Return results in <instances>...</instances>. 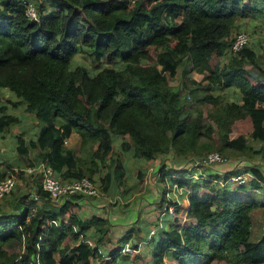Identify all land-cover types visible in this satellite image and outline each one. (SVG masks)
<instances>
[{
  "label": "trees",
  "instance_id": "obj_1",
  "mask_svg": "<svg viewBox=\"0 0 264 264\" xmlns=\"http://www.w3.org/2000/svg\"><path fill=\"white\" fill-rule=\"evenodd\" d=\"M41 1L33 0L37 17L30 18L24 0H0V88L12 91L42 124L30 144L39 150L38 158L67 180L92 178L115 150L121 173L122 153L130 150L146 161L172 154L179 162L194 155L191 166L163 164L160 170L161 199L174 210L168 226L151 236V264H165L170 253L176 264H264V232L252 239L253 211L261 203L250 198L264 191V174L254 166H234L194 177L193 167L212 151H246L249 138L264 142L259 41L251 38L240 51H230L235 33L249 31L241 22L255 15L264 22V0ZM85 48L92 66L99 67L94 73L75 61ZM161 50L178 61L186 55L184 73L189 63L202 75L204 102L221 110H209L207 125L190 119L192 111L202 112L182 94V84L169 80L172 63L165 61L161 68L156 64ZM119 61V68L100 67ZM212 84L232 88L242 98L221 101L208 92ZM0 110L2 130L12 117ZM72 131L80 137L79 153L64 144ZM18 140L17 147L26 152L24 139ZM263 151L264 144L255 150ZM14 172L21 176L24 170ZM238 174L250 177L238 183L232 179ZM170 175L173 185L193 190L184 205L188 220H179L183 207L178 201L165 198ZM111 179L110 171L105 172L104 189ZM38 189L50 200L41 182ZM8 195L4 203L10 205L0 204V264H93L95 258L116 264L121 242L131 240L138 247L130 230L109 253L101 251L97 245L106 246L109 219L93 215L77 218V227L65 223L62 216L70 200L54 212L21 188ZM89 235L94 244L87 241ZM13 239L25 242L23 252L7 250ZM67 239H72L69 246L64 245Z\"/></svg>",
  "mask_w": 264,
  "mask_h": 264
},
{
  "label": "rangeland",
  "instance_id": "obj_2",
  "mask_svg": "<svg viewBox=\"0 0 264 264\" xmlns=\"http://www.w3.org/2000/svg\"><path fill=\"white\" fill-rule=\"evenodd\" d=\"M41 0H39L40 3ZM42 2V1H41ZM45 3V1H43ZM264 8V4L262 6ZM247 22V21H246ZM241 22V23H246ZM260 25H255L253 28L249 29V33L251 35V38L258 40V45L260 47V50L258 52L257 61L258 63L264 68V25L261 23V20H259ZM247 24V23H246ZM263 25V26H262ZM236 34V33H235ZM88 53V50L81 49L79 52L75 55V61L77 63H81L86 66L90 70V72L94 73L99 67L92 66V63L90 59L86 56ZM187 58V56H183L181 61H178L175 57L168 55L164 53L162 50L159 52L157 57L155 58V62L158 65L159 68H161L164 65L165 61H170L172 63V66L170 68L171 71V77H169V80L171 83H177L182 84V94H184L186 97L188 96V99L193 102L194 107H198L201 109V114H199L198 111H192L190 113V119L196 120L200 125L205 126L210 121L208 118V112L209 110L213 109L216 110L219 105L212 106L208 105L204 102L203 99V92L199 89V84H204L205 80L203 79L202 75L197 73L196 71L191 69V65L187 63L186 67L188 70V73H184V60ZM251 68H256L251 63H246ZM121 62H115L112 64L105 63L104 65L100 67H111V68H119L121 67ZM194 75V77H193ZM210 94L213 97H217L218 95L222 97V100H234L236 95L232 94V88H224L222 85L212 84L209 91ZM15 94L10 91L7 88H0V108H5V112L9 114L12 119L10 123L6 124L5 127L0 130V165L4 168L2 171H0V178H3L5 176H15L16 178V186L18 188L23 189V191L28 196H42L43 194L39 193V186H40V178L39 175H36V178H32L30 175L23 174L21 176H18L15 174V170H24L21 167H17L19 165L18 162L19 159H27L28 161H33L35 158L38 161V149H32L30 147V144L26 142V138L29 136H32L31 129L32 127H42V124L38 122V120L34 117V115L30 112H28L25 108V105L20 101V99L15 98ZM221 105V104H220ZM218 111H221L220 109H217ZM3 111L0 110V114ZM39 123V124H38ZM34 128V129H35ZM242 131H246V125L243 126ZM250 133V132H249ZM37 132L35 134L38 135ZM25 135L27 136L25 138ZM249 135V134H248ZM21 137L24 139V145L26 144L25 148L26 152L20 151L18 146L19 140L18 137ZM6 137L4 140L3 138ZM249 138V136H247ZM9 138V139H8ZM68 142L64 143L68 147H72L76 150V152H80V137L79 135L72 131L68 137ZM216 143L218 141V138L215 139ZM249 144L251 147H248L246 151H239L236 149H226L224 151V156L227 157V161L223 163H213L209 166H203L200 168H196L197 175H206L208 172H224L226 170H229L230 168H233L234 166H237L239 168L244 169L251 166L256 167L264 174V151L262 153H256L255 150H259L261 148V145L264 144L263 141H260L259 139L255 138H249ZM117 145V141H115V146ZM117 147V146H116ZM119 148V147H117ZM252 148L254 150H252ZM216 151V150H215ZM117 151H114V154H112L111 158L107 160L106 167H102L100 171L95 173L93 177L91 178L95 183L98 182V188H103L104 182L103 177L105 172L110 171L112 175V185L117 187V190L126 194L128 196V200L124 203H110L107 201H103L102 210H93L90 207H87L86 205L83 206L82 209H75L74 213H77L79 216L82 215V212H86L87 215L85 216H93L94 213H100L104 215L103 217L108 218L111 225L110 230L105 236V242L106 246L103 248V252L109 253V250L111 248H114L118 246L120 243H118L124 234L128 230L133 229V233L131 234L132 238L137 237L139 238V244L138 247H133L131 240H129V245L132 248V251L129 253H124L122 250V255H127V257L132 258L131 260H135V258H139L136 263L140 264L139 261L143 259L144 264H151V257H150V250H151V237L149 238V235H146V228L148 224H159L164 223L169 212V208H174L173 205L169 204L166 200L161 199V190H163V182H161L159 173L160 170L163 168V164L167 165L169 168H178L181 167H187L191 166V164L195 160V156L191 154L181 157L178 161H175L172 154H164L155 156L156 159H153V161H150L145 164V171L141 173L139 171V168L137 165L133 164V161L128 158L124 157L125 153H122V165L124 167L123 173L118 169L119 163L116 161L117 158L115 154ZM21 154V155H19ZM127 154V153H126ZM170 157H169V156ZM127 156V155H126ZM199 158V157H197ZM40 160V159H39ZM41 161V160H40ZM128 162L129 164L126 165ZM132 161V162H131ZM20 163V162H19ZM41 163H44V161H41ZM175 164V165H174ZM127 166V168H126ZM33 167V166H32ZM29 167V168H32ZM28 168L25 170L27 171ZM14 170V171H13ZM240 170V171H241ZM140 172V173H139ZM27 173V172H26ZM245 176L250 177V174H246ZM174 175H170L167 179V192L165 194L166 199H172V197H169V191L172 193L175 200H177L182 205V210L179 211L178 217L180 221L188 220L186 207L183 205L186 200L184 201V198H181V195L178 193V190L173 194V191L171 189H175V186L172 184V179ZM102 190V189H101ZM181 190V189H180ZM189 193H192L193 190L188 189ZM101 194V193H99ZM101 196V195H100ZM11 197V195L5 196L0 199V204H3L6 198ZM250 198L259 201L261 204L258 208H256L253 211V235L252 239L253 241L260 237V235L264 232V191L259 194H251ZM38 200V199H37ZM40 204V200H38ZM50 203L52 204V210H58L60 207V204L58 202H54L52 200ZM46 202V201H44ZM43 202L42 206H47L46 203ZM6 206H9L10 204L4 203ZM59 204V205H58ZM71 213H73L72 208L66 213L65 217L66 219L68 217H71ZM173 215V214H171ZM171 217V216H170ZM162 219V220H161ZM75 224V220L73 221ZM139 223L141 224L140 227V233H138V226ZM170 223V222H169ZM168 226V224H167ZM166 226V227H167ZM77 227V226H76ZM154 228V227H153ZM159 229H156L154 232V235L157 234ZM145 236H148V240L150 241L149 244L147 243L148 240L145 239ZM93 238L88 239V242L92 241ZM90 240V241H89ZM94 241V240H93ZM93 241L91 242L92 244ZM141 241L143 243H141ZM72 243V239H67L64 242L65 246H69ZM126 246V245H125ZM6 248L10 252H23L25 250V242L20 241L17 239L11 240L7 245ZM93 264H104L102 261H100L99 258H95L93 260ZM165 264H176L174 258L171 254L167 255L165 257ZM212 264H219V263H212Z\"/></svg>",
  "mask_w": 264,
  "mask_h": 264
},
{
  "label": "crops",
  "instance_id": "obj_3",
  "mask_svg": "<svg viewBox=\"0 0 264 264\" xmlns=\"http://www.w3.org/2000/svg\"><path fill=\"white\" fill-rule=\"evenodd\" d=\"M264 4V3H263ZM262 17L261 16H259V15H255V16H252V17H250L248 20H247V22H249V24L247 23H244V25H246V27H248L249 29H251V28H253L255 25L257 26V25H260V23H259V20H261V23L264 25V22H262V19H261ZM243 24V23H242ZM262 25V26H263ZM251 36V35H250ZM260 50V49H259ZM193 77H194V75H193ZM218 86V85H217ZM224 88H226V87H224ZM233 94H235L236 95V97L235 98H237V99H241L242 98V95L238 92V91H234V90H232V96H233ZM15 98H18V97H16L15 96ZM39 124V123H38ZM35 127H32V129H31V132H32V136H29V137H27L26 135H25V140H26V142L28 143V144H30V143H32V142H34L36 139H37V137H38V135L41 133V131H42V129H43V126L42 127H36L35 129H34ZM39 133L38 135H36V137H35V134L36 133ZM69 137V136H68ZM4 140L6 139V137H4L3 138ZM9 139V138H8ZM127 153V154H126ZM125 153V155H124V157L126 158V157H128V158H130L132 161H133V164H135V165H137L138 166V168H139V170H142V171H145L146 169H144L145 168V164L146 163H148V162H150V161H153V159H156V158H153V159H151V160H148V161H146V160H142V159H138V158H135L132 154H133V150H130V151H127ZM19 155H21V154H19ZM127 155V156H126ZM171 155V154H170ZM169 156V155H168ZM157 157V156H156ZM170 157V156H169ZM34 160L33 161H28L27 159H19L20 161V163L18 162V164H16V165H19V166H17V167H21L22 169H24V173L25 174H27V175H30L32 178H36V175L38 174L39 176V178H40V173H41V170H40V160L38 159V161L35 159V158H33ZM131 161V162H132ZM124 163H126V161H124ZM1 164V163H0ZM129 163L127 162L126 163V165H128ZM33 166V167H32ZM29 167H32V168H29ZM26 168H28L27 169V171L25 170ZM126 168H127V166H126ZM4 168L0 165V171H2ZM27 172V173H26ZM23 173V174H24ZM70 179V178H69ZM112 180V179H111ZM96 183H97V185H98V182L96 181ZM99 186V185H98ZM97 186V187H98ZM104 186H105V184L103 185V188H98V190H99V193H101V194H98L97 196H81V197H79L78 199H71V197L69 196V197H66V198H64V200H62L60 203H64L66 200H70L71 201V204H69L68 205V207H67V210H66V212L63 214V219H64V222L65 223H70V224H72L73 226H77V218H80V219H87V218H90L91 216H85V215H87L86 214V212H82V215L81 216H79L77 213H74V210L75 209H82L83 208V206L84 205H86L87 207H90L91 209H93V210H95V211H97V210H102V206L104 205L103 204V201L105 200V201H107V202H110V203H115V202H117V203H124L125 201H127L128 199V196L126 195V194H124L123 192H122V190H120V192L117 190V187L116 186H113L112 185V181L108 184V186H107V189H104ZM173 186H175V189H171V191H173V194L174 195H176L175 193H177L176 191L178 190V193L181 195V198H184V201L187 199L188 200V196H189V190H188V188H184V187H177L176 185H173ZM102 189V190H101ZM181 189V190H180ZM176 190V191H175ZM169 193V197L171 198L172 197V200H175V198L173 197V195H172V193L169 191L168 192ZM177 193V194H178ZM101 195V196H100ZM41 198H43V199H40V202L42 203V204H40V205H43V202L45 201V197H43V195L41 196ZM46 200H47V198H46ZM51 200V199H50ZM187 200H186V202L183 204V205H186V203H187ZM177 201V200H176ZM51 201H49V199L46 201V202H44V203H46L47 204V206L45 205V207L46 208H49V209H51L52 210V204L50 203ZM180 204V203H179ZM59 205V204H58ZM61 205V204H60ZM72 208V210H73V213H71V217H68L67 219H66V217H65V215H66V213L70 210ZM173 210H174V208H169V212H168V216H167V218H166V220H165V222L164 223H159V224H155V223H152V224H148L147 225V228H146V235H149L150 234V236H149V238L154 234V232L156 231V229H160V228H164V227H166L167 226V224H168V222L169 221H171L172 219H173V215H171V214H173ZM53 211V210H52ZM55 211H57V210H55ZM54 211V212H55ZM95 215H98V216H101V217H103L104 215H102V214H100V213H94ZM171 216V217H170ZM75 220V222H76V224L73 222ZM162 220V219H161ZM140 223H139V226L138 227H140ZM154 227V228H153ZM141 228V227H140ZM128 231H130V230H128ZM133 233V229H131V232H130V234H132ZM90 237H88V239H90L91 240V238L93 237V235H89ZM88 239H87V241H88ZM134 239V242H138V244L140 243L139 242V238H137V237H134L133 238ZM145 239L146 240H148V236H145ZM89 240V241H90ZM92 241H93V239H92ZM92 241H90L89 243L90 244H92L91 242ZM149 240H148V244H149ZM93 243H94V241H93ZM141 243H143L142 241H141ZM121 244H122V250H123V246H125V245H129V242L128 241H125L124 243H122L121 242ZM98 246V248L101 250V249H103L100 245H97ZM136 248V247H135ZM151 248H152V244H151ZM102 251V250H101ZM122 252V251H121ZM125 253V252H124ZM127 254V253H126ZM122 255V253H120V255H119V257H120V259L118 260V262L116 263V264H137L136 263V261L139 259V258H136V261L134 260V262H132V258H130V257H127V255ZM171 254V253H170ZM172 255V254H171ZM173 257V256H172ZM174 258V257H173ZM143 260V259H142ZM142 260L141 261H139L140 262V264H142ZM165 260V259H164ZM175 260V259H174ZM144 264V263H143Z\"/></svg>",
  "mask_w": 264,
  "mask_h": 264
},
{
  "label": "built area",
  "instance_id": "obj_4",
  "mask_svg": "<svg viewBox=\"0 0 264 264\" xmlns=\"http://www.w3.org/2000/svg\"><path fill=\"white\" fill-rule=\"evenodd\" d=\"M26 4V15L30 18H36V6L33 0H24ZM251 39L250 34L247 31H239L234 35L233 42L230 47L231 52L240 51L245 45L249 43ZM68 140L65 139V143ZM227 161V157L218 151H212L207 154L201 161H196L193 167L199 168L201 164H213L223 163ZM40 182L42 189L46 192L49 198L54 202H61L64 198L72 196L74 194H81L82 196H97L99 194L96 183L89 177L83 176L80 178L63 179L55 174L54 169L46 162L40 164ZM197 173V172H196ZM194 174V177L199 175ZM233 181L238 183L246 182L248 179L245 174H238L232 177ZM16 186L15 176H5L0 178V199L5 195L9 194ZM35 199H39L36 194L33 195ZM35 208H32L31 213L33 214ZM264 227V223H263ZM125 253L132 251L130 245H126L123 248Z\"/></svg>",
  "mask_w": 264,
  "mask_h": 264
}]
</instances>
